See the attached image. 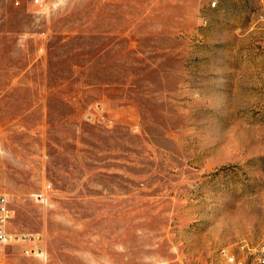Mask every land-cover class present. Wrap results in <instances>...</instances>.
Returning a JSON list of instances; mask_svg holds the SVG:
<instances>
[{"label": "rangeland", "instance_id": "374dc122", "mask_svg": "<svg viewBox=\"0 0 264 264\" xmlns=\"http://www.w3.org/2000/svg\"><path fill=\"white\" fill-rule=\"evenodd\" d=\"M0 195L6 264H253L264 0H0Z\"/></svg>", "mask_w": 264, "mask_h": 264}, {"label": "built area", "instance_id": "2783aa9c", "mask_svg": "<svg viewBox=\"0 0 264 264\" xmlns=\"http://www.w3.org/2000/svg\"><path fill=\"white\" fill-rule=\"evenodd\" d=\"M39 3L42 0H35ZM12 218V209L8 198L5 195H0V264H6V246L10 242L19 239L17 235L10 233L7 229L8 223ZM248 254L251 256L253 264H264V242L259 243L253 247H247ZM24 253L27 256H37L38 258L45 260L47 258V251L44 247L39 246L31 249H25ZM227 261L230 264H238L236 256L233 254H228L224 251ZM242 264V263H239Z\"/></svg>", "mask_w": 264, "mask_h": 264}, {"label": "crops", "instance_id": "0c3cea01", "mask_svg": "<svg viewBox=\"0 0 264 264\" xmlns=\"http://www.w3.org/2000/svg\"><path fill=\"white\" fill-rule=\"evenodd\" d=\"M8 227H9V225L7 226V229H8V231H9L10 233H12V232L9 230V228H8Z\"/></svg>", "mask_w": 264, "mask_h": 264}]
</instances>
